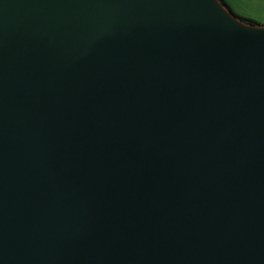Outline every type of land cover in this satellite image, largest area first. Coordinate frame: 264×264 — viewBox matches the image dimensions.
<instances>
[{
	"label": "water",
	"instance_id": "95a60500",
	"mask_svg": "<svg viewBox=\"0 0 264 264\" xmlns=\"http://www.w3.org/2000/svg\"><path fill=\"white\" fill-rule=\"evenodd\" d=\"M0 264H264V26L0 0Z\"/></svg>",
	"mask_w": 264,
	"mask_h": 264
},
{
	"label": "crops",
	"instance_id": "0c3cea01",
	"mask_svg": "<svg viewBox=\"0 0 264 264\" xmlns=\"http://www.w3.org/2000/svg\"><path fill=\"white\" fill-rule=\"evenodd\" d=\"M226 1L228 2V0ZM228 4L238 15L245 17L256 16L254 19L264 25V18H258V16H264V0H232V3L228 2Z\"/></svg>",
	"mask_w": 264,
	"mask_h": 264
},
{
	"label": "trees",
	"instance_id": "16d2710c",
	"mask_svg": "<svg viewBox=\"0 0 264 264\" xmlns=\"http://www.w3.org/2000/svg\"><path fill=\"white\" fill-rule=\"evenodd\" d=\"M220 2L234 15L236 16L239 20L242 22L249 24V25H255V26H261L259 23H257L255 20L247 18L245 16L238 15L235 13V11L232 9V7L228 4L226 0H220Z\"/></svg>",
	"mask_w": 264,
	"mask_h": 264
},
{
	"label": "rangeland",
	"instance_id": "374dc122",
	"mask_svg": "<svg viewBox=\"0 0 264 264\" xmlns=\"http://www.w3.org/2000/svg\"><path fill=\"white\" fill-rule=\"evenodd\" d=\"M247 18L253 19V20H255L257 23H259L260 25L264 26L263 23H261L260 21H257V19H254V18H256V16H254V17L251 16V17H247ZM258 18H264V16L261 15V16H258ZM260 20H261V19H260Z\"/></svg>",
	"mask_w": 264,
	"mask_h": 264
},
{
	"label": "snow or ice",
	"instance_id": "6c2138e0",
	"mask_svg": "<svg viewBox=\"0 0 264 264\" xmlns=\"http://www.w3.org/2000/svg\"><path fill=\"white\" fill-rule=\"evenodd\" d=\"M228 2L231 4L232 3V0H228Z\"/></svg>",
	"mask_w": 264,
	"mask_h": 264
}]
</instances>
